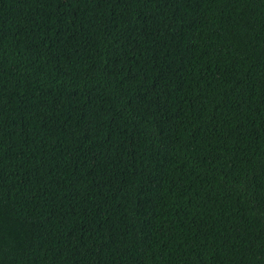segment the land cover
Wrapping results in <instances>:
<instances>
[{"label": "trees", "instance_id": "1", "mask_svg": "<svg viewBox=\"0 0 264 264\" xmlns=\"http://www.w3.org/2000/svg\"><path fill=\"white\" fill-rule=\"evenodd\" d=\"M0 264H264V0H0Z\"/></svg>", "mask_w": 264, "mask_h": 264}]
</instances>
